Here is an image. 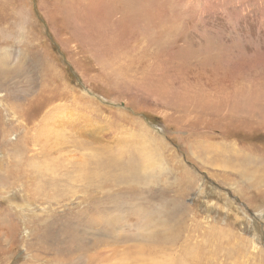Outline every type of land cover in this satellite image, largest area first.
Segmentation results:
<instances>
[{
	"label": "rangeland",
	"instance_id": "rangeland-1",
	"mask_svg": "<svg viewBox=\"0 0 264 264\" xmlns=\"http://www.w3.org/2000/svg\"><path fill=\"white\" fill-rule=\"evenodd\" d=\"M263 157L264 0H0V264H264Z\"/></svg>",
	"mask_w": 264,
	"mask_h": 264
},
{
	"label": "bare ground",
	"instance_id": "bare-ground-1",
	"mask_svg": "<svg viewBox=\"0 0 264 264\" xmlns=\"http://www.w3.org/2000/svg\"><path fill=\"white\" fill-rule=\"evenodd\" d=\"M83 16V15H82ZM231 110V109H230ZM231 112H233L232 110L231 111H227V112H225V113H222V112H219V113H222V114H230ZM239 113V112H238ZM242 114V113H241ZM252 115H255V114H252ZM234 117V116H233ZM235 118V120H237V118H241V117H239V115H236V117H234ZM224 139H225V137H224ZM228 140V139H227ZM224 141V140H223ZM229 141V140H228ZM230 142V141H229ZM222 143H224L225 144V142H222ZM231 144V143H230ZM233 144V143H232ZM232 144H231V146H232ZM219 145V144H218ZM223 144H221V146H222ZM226 146H227V144H226ZM223 147H225V146H223ZM228 147V146H227ZM233 147H235V146H233ZM215 148H219V146H217V147H215ZM233 149H235V148H233ZM236 149H237V147H236ZM235 149V150H236ZM214 150V149H213ZM217 151H216V154L217 155H220V154H222V155H224V159L222 160V159H220L222 162L224 161L225 163H224V167L225 168H227V167H229L230 165L229 164H227V163H232V161H231V158L233 157V156H231V154L233 155L234 153L233 152H229L230 150L229 149H224V148H220V149H216ZM238 153H239V150H236ZM242 153V152H241ZM252 153H253V151H252ZM216 155V156H217ZM252 158V156L251 157H249L247 160H246V158L245 157H243V155H242V157H240V158H238L239 160L240 159H243V160H246V161H248L249 159H251ZM255 158H257V157H255ZM264 158V157H263ZM254 160V159H253ZM256 160V159H255ZM254 160V161H255ZM220 162V161H219ZM256 162H257V160H256ZM244 163V162H243ZM220 164V163H219ZM248 166V165H247ZM253 167V166H252ZM242 168H243V172L248 176V177H250V176H252L251 174H254L256 171L254 170L253 172H252V170H250V169H248V168H246V167H244L243 165H242ZM238 169H239V167H238ZM237 168L235 169V170H238ZM257 174V173H256ZM86 176V175H85ZM241 176V175H240ZM253 177V176H252ZM262 177H264V175H258L257 177H256V175H254V178H258V180H260V181H262L261 179H262ZM241 178V177H240ZM260 184V183H259Z\"/></svg>",
	"mask_w": 264,
	"mask_h": 264
}]
</instances>
